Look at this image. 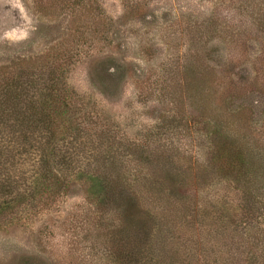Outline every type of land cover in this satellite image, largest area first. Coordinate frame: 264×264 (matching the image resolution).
<instances>
[{"label": "rangeland", "instance_id": "1", "mask_svg": "<svg viewBox=\"0 0 264 264\" xmlns=\"http://www.w3.org/2000/svg\"><path fill=\"white\" fill-rule=\"evenodd\" d=\"M252 2L0 0V67L36 68L52 61L74 93L75 107L81 110L76 116L87 119L88 128L97 124L106 130V135L97 133L89 139L90 150L101 146L99 152L108 147L124 153L129 157L118 158L121 172L133 174L142 168L147 177L159 175L156 159L163 154L172 173L200 180L196 199L183 206L188 203L193 213L196 206L201 211L221 206L224 215L235 209L236 192L201 174L208 149L203 117L226 112L219 99L221 90H206L202 76L226 72L243 83L259 78L261 62L255 58L262 51L264 33L245 35L243 63L230 62L239 36L232 28L258 17H251L258 7ZM249 26L245 27L256 28ZM229 64H235L232 73ZM242 92L244 96L234 98L228 108L236 112L249 108L248 116L232 124L238 125L233 130L245 135L264 122V91L253 84ZM81 152L79 146V167L87 173L93 166L88 165L90 158H79ZM35 161L34 155L15 159L5 176L31 190ZM74 172L67 173V186L30 195L29 203L0 218V264H113L114 214L95 205L89 186ZM131 185L144 189L137 181ZM183 220L173 232L177 250L189 233L181 228L187 224ZM251 227L238 231L250 238L255 230ZM222 237L213 247L207 241L202 252L210 253L211 259L221 258L228 240Z\"/></svg>", "mask_w": 264, "mask_h": 264}, {"label": "trees", "instance_id": "2", "mask_svg": "<svg viewBox=\"0 0 264 264\" xmlns=\"http://www.w3.org/2000/svg\"><path fill=\"white\" fill-rule=\"evenodd\" d=\"M252 3L258 7L256 14L250 13L251 17L259 18L232 28L239 36L232 45L236 54L230 62L243 63L245 35L250 31L264 33V0ZM246 25L256 28L248 29ZM261 44L262 51L255 58L261 62L259 78L243 83L231 79L226 72L213 78L202 76L206 90H221L219 99L226 112V115L213 112L209 119L203 117L208 149L201 174L203 178L209 176L231 186L236 192L235 209L224 215L217 204L209 211L196 206L193 213L188 203L196 199L200 180L193 176L184 180L176 171L172 173L163 154L156 159L160 163L159 175L153 177L150 173L147 175L151 177H147L142 168L133 174L121 172L118 158L129 157L124 153L108 147L99 152L101 146L90 150L89 139L97 133L104 135L106 130L97 124L88 128L87 119L76 116L81 110L75 107L74 93L67 89L62 71L52 61L40 63L36 68L0 67V218L29 203L30 195L35 197L34 194L67 186V173L75 171L77 179L89 186L95 205L114 214L111 235L114 246L110 255L113 264H264V122L259 130L241 135L233 130L238 125L232 124L239 122L236 119L240 116H248L245 113L250 110L246 106L240 112L228 108L234 98L244 96L242 90L253 84L264 91V40ZM234 65H228L231 73ZM194 82L193 79V85ZM79 146L82 151L79 158L91 159L88 165L93 168L87 173L79 167L76 153ZM96 154L98 158L92 160ZM29 155L36 158L31 190L5 176L15 159ZM128 181L130 184L126 185ZM134 181L144 185V189H134L131 185ZM186 200L188 203L183 206ZM187 211L188 215H184ZM182 218L187 224L181 228H187L189 233L182 249L177 250L173 232L180 228L178 222ZM248 227L255 229L250 238L238 231ZM223 235L228 240L221 258L211 259L210 253L202 252L207 241L213 247L214 241L221 242Z\"/></svg>", "mask_w": 264, "mask_h": 264}]
</instances>
